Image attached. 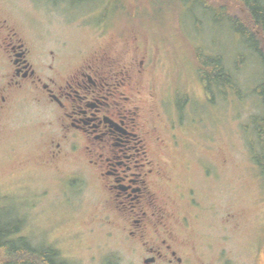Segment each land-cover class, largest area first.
Segmentation results:
<instances>
[{
    "label": "rangeland",
    "instance_id": "rangeland-1",
    "mask_svg": "<svg viewBox=\"0 0 264 264\" xmlns=\"http://www.w3.org/2000/svg\"><path fill=\"white\" fill-rule=\"evenodd\" d=\"M4 5L9 10L4 8L3 16L12 11L11 19L51 37L44 44L59 40L69 54L95 49L101 33L108 41L118 34L138 36L156 58L153 96L146 85V104L149 100L151 110L159 111L156 99L167 92L165 106L177 133L175 148L166 141L156 151L161 148L173 183L183 188L190 178L196 188L197 206L176 199L179 209L190 215V225L210 232L211 263L221 264L220 257L225 264H264V178L252 159L251 123L262 113L253 89L264 79V64L236 30H246L264 55V27L253 25L249 12L250 5L264 16V0L248 5L245 0H5ZM215 57L235 90L214 84L210 92L206 89L200 67ZM30 117L31 111H25L21 121ZM24 150L15 159L0 160V194H7L5 201L0 196V223L7 228L9 218L20 219V230L11 239L22 236L28 246L56 249V263L143 264L142 253L131 250L124 235L106 224L110 210L100 203L94 183L72 175L68 186L60 184L38 165H20L17 158ZM10 257L0 249V264L20 256Z\"/></svg>",
    "mask_w": 264,
    "mask_h": 264
},
{
    "label": "flooded vegetation",
    "instance_id": "flooded-vegetation-1",
    "mask_svg": "<svg viewBox=\"0 0 264 264\" xmlns=\"http://www.w3.org/2000/svg\"><path fill=\"white\" fill-rule=\"evenodd\" d=\"M4 3L0 0V160L15 159L25 149L17 158L20 165H38L67 186L72 175L94 183L100 203L110 210L106 224L142 253L143 264H210V232L190 225L176 200L195 208L196 188L190 178L183 188L173 183L161 148L156 151L166 141L175 148L177 133L165 106L167 92L156 99L159 111L151 110L149 100L146 104V85L153 96L156 62L149 48L134 34L108 41L101 33L95 49L69 54L59 40L44 44L51 37L11 19L12 11L3 16ZM25 111H31L26 123ZM23 127L24 134L18 133ZM189 165L186 161V171ZM6 195L0 194L2 201ZM19 256L17 261L39 260L21 251Z\"/></svg>",
    "mask_w": 264,
    "mask_h": 264
},
{
    "label": "trees",
    "instance_id": "trees-1",
    "mask_svg": "<svg viewBox=\"0 0 264 264\" xmlns=\"http://www.w3.org/2000/svg\"><path fill=\"white\" fill-rule=\"evenodd\" d=\"M257 1L259 2L260 0H255V2ZM250 2H252V0H245V3L247 5ZM249 7H250L249 12H250V19H251L250 22L253 25L255 24V25H260L264 27V16H262V14L260 13L259 8L257 7L252 8L250 5ZM254 8H256V10ZM236 30L241 34L240 35L242 37L241 39H243L244 42H247V41L251 42L247 44H250V46L254 48L256 52L259 53L262 59V62L264 64V55L260 53L257 42L255 43L252 42L253 37L249 35L246 32V30H244L243 28L240 29L238 27L236 28ZM200 68L202 71L204 70L203 80L206 83L205 86L208 92L211 91L210 90L211 84H214L215 88L217 89L222 88V87L225 88V85H227L228 87L235 90L236 88L235 83L232 81L231 75H229V73L224 69V66L220 62L219 57L208 59V61L204 62V66L202 65ZM253 93L257 95L258 98L260 99V103L262 106V113L260 115H255L252 117L251 123L253 125V134L255 136V146L252 147V159L255 165L257 166V169L260 175L264 178V79L253 89ZM18 222H17L18 225L15 224V226H13L14 221L13 220L10 221L8 223L7 229H4V225L0 223V249H2V251L5 250L9 257L10 256L14 257V255H19L21 251L23 252V254L25 253V254H28L29 256L38 257L41 260V262H47L49 264H53V263L56 264L55 259H57L59 256L56 249L46 248L45 250H42V249H38L37 247L36 248L31 247V246L28 247V245L25 246V248L27 247L28 249H23V251L15 248V245L13 244V242H17V241L23 242V243L28 242L26 237H19L16 239H11L12 238L11 236L16 235V232L19 228ZM4 243H6V245H4ZM52 257L54 259H52ZM28 263L34 264V262L29 261V259L28 260L25 259L23 261L14 260L9 263H2V264H28ZM59 264L61 263L59 262Z\"/></svg>",
    "mask_w": 264,
    "mask_h": 264
}]
</instances>
